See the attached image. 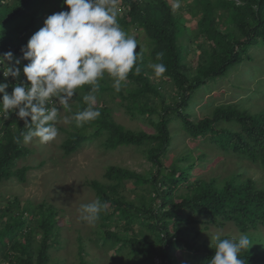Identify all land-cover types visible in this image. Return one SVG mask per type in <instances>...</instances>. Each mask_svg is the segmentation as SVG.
<instances>
[{"label":"trees","instance_id":"1","mask_svg":"<svg viewBox=\"0 0 264 264\" xmlns=\"http://www.w3.org/2000/svg\"><path fill=\"white\" fill-rule=\"evenodd\" d=\"M44 1L0 0V55L13 53L9 66L20 68L19 83L26 79L23 67L28 63L21 49L43 26L39 10H33L42 8ZM56 1L63 11L68 10L64 0ZM188 6L195 22L192 36L187 35L168 0H119L121 29L128 36L132 31L143 32L150 43L147 51L140 45L136 49L135 66L141 72L137 75L133 69L119 93L111 79L101 80L96 93L101 103L94 106L101 116L83 127H76L75 122L74 131L60 146L65 156L95 140H101L105 150L143 149L154 173L145 176L110 166L104 173L105 182L89 183L96 199L107 204L97 221L100 231L92 242L100 249L113 250L112 258L130 257L132 264H154L155 258L161 264H174L175 249H181L192 264H209L215 243L195 240L199 231L192 230V236L189 228L197 223L205 229L230 223L248 236L264 228V187L253 179H242V175L221 181L196 178L197 161H203L205 155L197 157L192 151L164 164L174 139L171 126L176 124L192 140L264 170V110L253 114L239 105H221L198 120L188 112L198 89L210 87L248 61L252 48H264V0H192ZM26 17L31 19L23 22ZM191 51L196 55L194 66L187 60ZM158 53H163L160 61ZM16 59L19 65H15ZM160 62L167 71L157 78L150 65ZM0 83H5L1 75ZM165 84L172 90L170 95L164 91ZM14 85L6 90L9 94ZM82 90L87 94L90 86ZM104 96L111 101L119 98V105L130 118L147 120L154 131H134L118 124ZM78 101L77 112L87 107L83 98ZM22 132H27L25 122L15 112L6 120L0 118V185L13 178L19 183L25 181L28 167H16L31 153L23 145ZM123 191L135 193L128 197ZM19 206L14 198L8 207L0 209V219H7L0 224V256L7 264H50V251L58 246V214L41 204L35 208L39 212L35 220V211L33 218L27 217L28 208ZM14 208L22 210L13 214ZM249 239L240 258L246 264H264V244L254 243L251 236ZM85 255L80 247L78 264H93Z\"/></svg>","mask_w":264,"mask_h":264},{"label":"rangeland","instance_id":"2","mask_svg":"<svg viewBox=\"0 0 264 264\" xmlns=\"http://www.w3.org/2000/svg\"><path fill=\"white\" fill-rule=\"evenodd\" d=\"M191 1L179 0L180 7L176 8L177 0H168L187 29L188 36H192L195 30V22L188 6ZM36 10L40 12L39 21L42 24L51 14L62 11L56 0H46L42 3V8H35L33 11ZM30 19L26 17L23 22ZM130 33L131 37L136 38L138 45L147 51L150 43L144 33L137 31ZM182 42L186 44L185 41ZM193 53L191 51L187 57L192 66L196 62V55ZM226 75L210 87L209 85L204 86L195 92L193 102L188 109L194 119H202L221 105H239L253 114L264 110V48H252L248 53V61L243 62L236 70ZM164 91L170 95L172 90L169 85L165 84ZM84 95L82 89H77V94L69 101L70 111L63 110L58 102L60 115L56 127L59 134L53 142L40 145L34 139L30 144L23 143L31 153L25 159L18 161L16 167H28L25 181L19 183L13 178L0 185V209L8 207L14 198L19 201L20 208H28L27 217L33 218V211L41 204L53 208L58 214L57 225L60 229L56 239L58 246L50 251V264H78L80 247L86 253L85 260L93 261V264H132L133 259L130 257L119 255L112 258L113 250L100 249L92 242L100 231L99 224L97 222L88 224L82 221L79 218L80 206L96 200L95 192L89 187V183L92 181L105 182L104 173L110 166L122 167L145 176L151 171L154 173L155 169L146 160L142 148L121 147L116 150H105L101 146V140L85 143L68 156L63 154L60 146L68 134L74 131L73 116L79 106L78 99L83 98ZM104 99L107 100V105L112 109L113 118L118 124L134 131L149 133L154 131L153 126L147 120L130 118L119 105V98L111 101L108 96H104ZM100 103L101 100L97 98L95 105H100ZM179 129L180 127L176 124L171 126L174 139L172 148L164 159L165 165L180 155L192 151L197 157L205 155L203 161H197L194 170L196 178L209 179L212 177L221 181L232 175H242V179H253L258 186L264 187L263 169L224 156L210 145L192 140ZM133 193L123 191V194L128 197H133ZM20 208H14L12 213L20 212L22 210ZM37 215L39 212L35 211V220H37ZM5 221L7 219H0V224ZM192 230L199 231L195 240L207 245H214L212 238L217 235L221 239H238L241 234L230 223L223 227L209 226L206 229L197 223L191 225L189 232ZM259 231L249 236L254 243L264 244V228ZM173 256L176 260L174 264H192L181 249H175ZM0 264H7L1 256Z\"/></svg>","mask_w":264,"mask_h":264},{"label":"clouds","instance_id":"3","mask_svg":"<svg viewBox=\"0 0 264 264\" xmlns=\"http://www.w3.org/2000/svg\"><path fill=\"white\" fill-rule=\"evenodd\" d=\"M64 4L68 10L48 16L21 49L23 59L28 61L23 67L25 81L19 83V67L9 66L14 60L13 53L0 55L1 77L2 72L5 79L11 77L15 82L9 94L6 90L13 82L8 84L2 77L5 83H0V118L6 120L15 112L25 122L27 132L21 133L25 145L34 139L40 145H47L57 138L60 110L53 98L63 110L70 111L69 101L77 89L89 85L90 91L83 96L87 107L73 116L76 127H83L101 116L94 107L99 81L105 77L111 79L112 87L119 93L133 69L137 75L141 72L135 66L138 42L121 29L117 0H64ZM175 7H180L179 0ZM162 58L163 53H158L157 60ZM19 64L20 60L16 59L15 65ZM150 67L157 78L167 71L162 62ZM106 208L107 204L97 198L80 206L79 218L95 224ZM212 241L215 250L209 264H246L239 256L250 244L246 233H241L238 239H221L217 235Z\"/></svg>","mask_w":264,"mask_h":264},{"label":"built area","instance_id":"4","mask_svg":"<svg viewBox=\"0 0 264 264\" xmlns=\"http://www.w3.org/2000/svg\"><path fill=\"white\" fill-rule=\"evenodd\" d=\"M1 74H2V77H3V73L1 72ZM3 79L8 83V84H11V82H13V78H11V77H8L7 79H5L4 77H3ZM53 103L57 106V99L56 98H53ZM47 107H50L51 105H46ZM154 264H161V261L158 259V258H155L154 259Z\"/></svg>","mask_w":264,"mask_h":264}]
</instances>
